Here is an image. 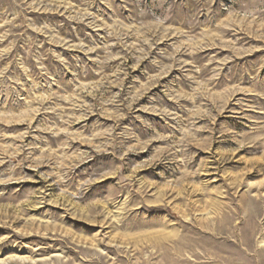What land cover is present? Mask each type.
<instances>
[{
	"label": "rangeland",
	"instance_id": "1",
	"mask_svg": "<svg viewBox=\"0 0 264 264\" xmlns=\"http://www.w3.org/2000/svg\"><path fill=\"white\" fill-rule=\"evenodd\" d=\"M0 264H264V0H0Z\"/></svg>",
	"mask_w": 264,
	"mask_h": 264
}]
</instances>
